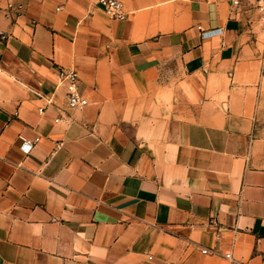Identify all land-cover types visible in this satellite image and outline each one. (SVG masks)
<instances>
[{
  "label": "crops",
  "instance_id": "0c3cea01",
  "mask_svg": "<svg viewBox=\"0 0 264 264\" xmlns=\"http://www.w3.org/2000/svg\"><path fill=\"white\" fill-rule=\"evenodd\" d=\"M98 1L0 0V264H264V19Z\"/></svg>",
  "mask_w": 264,
  "mask_h": 264
},
{
  "label": "built area",
  "instance_id": "2783aa9c",
  "mask_svg": "<svg viewBox=\"0 0 264 264\" xmlns=\"http://www.w3.org/2000/svg\"><path fill=\"white\" fill-rule=\"evenodd\" d=\"M227 2L232 10H238L244 6L255 9L259 15L264 19V0H223ZM98 5L106 12L108 15L118 21H125L127 19V13L125 12L123 2L119 0H99ZM206 36V34L204 35ZM1 39H7V35L0 32ZM59 78L62 84L66 87V100L68 107L74 110H84L88 104V99L84 96L80 89V77L78 73L74 70L59 68ZM43 114L44 111L40 110ZM60 120H57L59 122ZM39 139L33 142H27L23 150L28 154L32 148L36 145ZM59 146H62L60 144ZM203 253H208V251H203ZM226 257L231 259V255L227 254Z\"/></svg>",
  "mask_w": 264,
  "mask_h": 264
}]
</instances>
